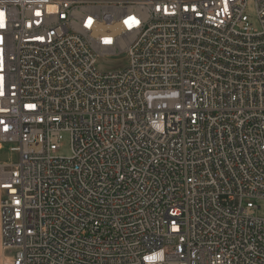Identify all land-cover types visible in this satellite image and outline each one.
<instances>
[{
	"label": "built area",
	"instance_id": "2783aa9c",
	"mask_svg": "<svg viewBox=\"0 0 264 264\" xmlns=\"http://www.w3.org/2000/svg\"><path fill=\"white\" fill-rule=\"evenodd\" d=\"M253 6L0 0L1 264H264Z\"/></svg>",
	"mask_w": 264,
	"mask_h": 264
},
{
	"label": "rangeland",
	"instance_id": "374dc122",
	"mask_svg": "<svg viewBox=\"0 0 264 264\" xmlns=\"http://www.w3.org/2000/svg\"><path fill=\"white\" fill-rule=\"evenodd\" d=\"M247 14L250 16V18H254L255 16V7L253 6V0H247ZM125 66V62L121 59L117 58H102L98 60L97 67L100 71H109L117 68H123ZM62 148L59 151L60 156H69L70 155V145H68V139L64 137L62 141ZM7 162L12 163L15 162L17 159V155L15 153H10L6 155ZM256 206L259 207L257 209L256 213L260 217H264V200L258 202ZM4 255L9 256L10 253H5ZM3 257V253L0 247V260Z\"/></svg>",
	"mask_w": 264,
	"mask_h": 264
},
{
	"label": "crops",
	"instance_id": "0c3cea01",
	"mask_svg": "<svg viewBox=\"0 0 264 264\" xmlns=\"http://www.w3.org/2000/svg\"><path fill=\"white\" fill-rule=\"evenodd\" d=\"M9 150L7 147L4 145L0 144V165H7V164H12L7 162L6 155L8 154ZM0 199H1V191H0ZM2 260V258H1ZM0 260V262H1ZM1 264V263H0Z\"/></svg>",
	"mask_w": 264,
	"mask_h": 264
}]
</instances>
